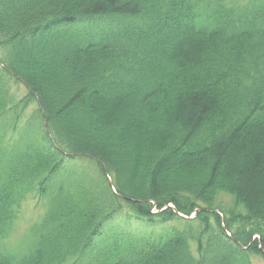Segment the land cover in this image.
Listing matches in <instances>:
<instances>
[{
  "label": "trees",
  "instance_id": "1",
  "mask_svg": "<svg viewBox=\"0 0 264 264\" xmlns=\"http://www.w3.org/2000/svg\"><path fill=\"white\" fill-rule=\"evenodd\" d=\"M117 216L90 264H264V0H0V264H79Z\"/></svg>",
  "mask_w": 264,
  "mask_h": 264
},
{
  "label": "rangeland",
  "instance_id": "2",
  "mask_svg": "<svg viewBox=\"0 0 264 264\" xmlns=\"http://www.w3.org/2000/svg\"><path fill=\"white\" fill-rule=\"evenodd\" d=\"M13 86H14V89L16 90V92L19 96H22L26 93V89H25V87H23L22 84L20 85V84L13 83ZM36 107H37V102L34 101L31 105V107L25 111V119L28 118V116L33 112L32 108H36ZM104 112L108 113V114L113 113V116L118 117V115L121 114L122 110L114 111L110 107L106 106ZM109 118H112V116H110ZM32 126H30V124H28L27 127H24L23 129H21V133H20L19 137L25 135L27 133V130L29 129V127L32 128ZM44 206H45V201L42 199L35 198V197H34V199L31 198L26 202L23 213L21 214L20 218L18 219V221L15 225L14 231L8 240V244H10V245L18 244L16 247L18 249H23L29 244V242H26V240H25L27 237H29L28 236L29 227L32 225V223L34 224L35 222H37L39 220V218H40V216L44 210L43 209ZM192 215L194 216V213ZM125 218H127V217L126 216H119V217L117 216L109 224H106L104 226L103 234H102L101 238L110 236V233H108L106 235L107 231H110L112 228H116V227H118L117 231H120V230L124 231V229H127L131 232V230H132L131 228H126V224L129 221H126ZM130 221H131V225L135 229L143 227V225H141L138 220H135V218H132V220H130ZM144 229H146V228H144ZM132 232H137V231L135 230ZM97 239H100V237H97ZM95 245H96V248L94 247L92 249V247H93L92 246V247H89L87 249L88 252L86 253V256L84 257V259L79 264H90L91 260L93 258H96L98 256L101 257L104 252L112 250V241H110L106 238H103L102 240L99 241V243H96ZM97 246H98V248H97Z\"/></svg>",
  "mask_w": 264,
  "mask_h": 264
},
{
  "label": "water",
  "instance_id": "3",
  "mask_svg": "<svg viewBox=\"0 0 264 264\" xmlns=\"http://www.w3.org/2000/svg\"><path fill=\"white\" fill-rule=\"evenodd\" d=\"M110 183H112V182H110Z\"/></svg>",
  "mask_w": 264,
  "mask_h": 264
}]
</instances>
